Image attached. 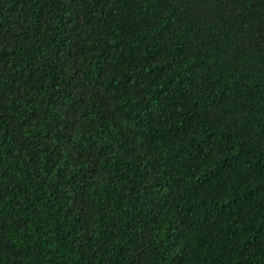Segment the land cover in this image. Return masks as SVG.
<instances>
[{
	"label": "trees",
	"instance_id": "1",
	"mask_svg": "<svg viewBox=\"0 0 264 264\" xmlns=\"http://www.w3.org/2000/svg\"><path fill=\"white\" fill-rule=\"evenodd\" d=\"M151 2L0 0V264H264V0Z\"/></svg>",
	"mask_w": 264,
	"mask_h": 264
},
{
	"label": "rangeland",
	"instance_id": "2",
	"mask_svg": "<svg viewBox=\"0 0 264 264\" xmlns=\"http://www.w3.org/2000/svg\"><path fill=\"white\" fill-rule=\"evenodd\" d=\"M168 1L152 0L151 5L154 6V9L139 13V17L131 24H128V28L125 29V36L131 34L132 37H136L141 33H150L151 35L150 39L141 41L140 45L142 48L135 54V60L141 64L158 67L163 60H168L172 56V52L176 51V42L180 38L181 32L185 29L189 30V36L195 41L203 34L205 17L201 16L203 17L200 20L201 23H194L199 14L189 10H184L175 17H171L170 14L167 15L165 12V6L169 3ZM167 18H169V24L166 30H161L156 35L151 32L155 27L162 29ZM182 56L183 59H186L184 55Z\"/></svg>",
	"mask_w": 264,
	"mask_h": 264
}]
</instances>
